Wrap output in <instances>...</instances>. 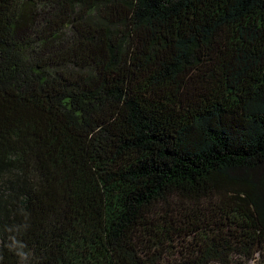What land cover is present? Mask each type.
Returning <instances> with one entry per match:
<instances>
[{"label": "trees", "instance_id": "16d2710c", "mask_svg": "<svg viewBox=\"0 0 264 264\" xmlns=\"http://www.w3.org/2000/svg\"><path fill=\"white\" fill-rule=\"evenodd\" d=\"M0 264H264V0H0Z\"/></svg>", "mask_w": 264, "mask_h": 264}]
</instances>
